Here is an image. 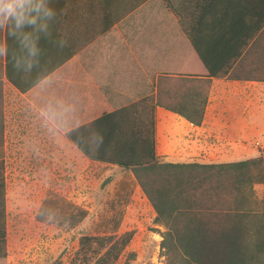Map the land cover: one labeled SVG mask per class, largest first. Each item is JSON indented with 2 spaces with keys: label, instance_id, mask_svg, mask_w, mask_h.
<instances>
[{
  "label": "crops",
  "instance_id": "1",
  "mask_svg": "<svg viewBox=\"0 0 264 264\" xmlns=\"http://www.w3.org/2000/svg\"><path fill=\"white\" fill-rule=\"evenodd\" d=\"M132 3L133 0L119 3L116 9L129 8ZM174 4L188 17L197 14L196 36L201 50L210 58L221 59L222 64L234 59L240 45L247 43V36L259 28L228 71L233 77L210 78L199 125H192L171 112L187 131L171 138L172 142L164 147V160L230 163L234 162V154L242 160L258 156L264 149V141L258 142L262 130L252 116L261 101L264 81L244 80L241 74L253 72V65L248 64L252 56L247 52L251 48L261 50L264 0H175ZM44 6L53 13L55 25L67 27L64 34L61 28L56 35L44 34L43 30L31 32L38 49L36 57H30L16 38L9 37L11 57L17 59L18 71L23 73L30 67L37 73L48 70L25 92H20L5 77V29L0 34L4 49L0 53V160L3 162L9 153L33 154L41 147L53 148L66 138V131L89 123L104 112L155 94L158 76L207 77L205 67L164 0L138 4L56 67L53 65L59 56L77 48L91 25L100 26L105 21L93 0H69L61 20L57 18L59 0H44ZM64 41L70 45H64ZM162 110L165 109L155 108L156 140V121ZM170 153L175 155L171 157ZM249 153L253 156L245 158L252 155Z\"/></svg>",
  "mask_w": 264,
  "mask_h": 264
},
{
  "label": "trees",
  "instance_id": "2",
  "mask_svg": "<svg viewBox=\"0 0 264 264\" xmlns=\"http://www.w3.org/2000/svg\"><path fill=\"white\" fill-rule=\"evenodd\" d=\"M68 1L59 0L60 20ZM93 1L105 23L91 25L78 47L64 52L53 67L68 60L80 46L106 32L145 0H133L129 8L119 10L116 9L119 3L131 0ZM164 2L177 18L207 77L158 76L155 94L104 112L93 121L66 131L65 136L84 157L132 172L155 212V221L166 228L159 243L164 264H264V149L256 157L230 163L169 162L156 155L155 138L156 107L178 114L192 125L201 123L210 78L233 77L228 71L259 27L247 36V43L240 45L234 59L222 64L221 59L210 58L201 50L196 36L197 14L188 17L175 6V0ZM50 20L44 34L56 35L60 28L64 34L67 27L55 25L52 17ZM4 36L5 77L20 92H25L48 70L37 73L30 67L29 72L18 71L17 59L11 57L7 26ZM260 37H264V32ZM63 44L67 46L70 42ZM259 45L261 50L251 48L247 52L252 56L248 64L253 65V72L241 74L244 80L264 81V40ZM256 186L261 188L259 196ZM80 220L72 216V226ZM116 230L111 229L107 235H80L72 264H113L132 237L131 232L116 236ZM5 233L4 162L0 160V264H7Z\"/></svg>",
  "mask_w": 264,
  "mask_h": 264
},
{
  "label": "rangeland",
  "instance_id": "3",
  "mask_svg": "<svg viewBox=\"0 0 264 264\" xmlns=\"http://www.w3.org/2000/svg\"><path fill=\"white\" fill-rule=\"evenodd\" d=\"M260 100L252 116L262 130L258 142L264 141V88ZM156 124L157 156L164 160V147L187 130L167 110ZM4 162L7 264H72L80 235L111 229L116 236L132 233L113 264H164L159 243L166 228L131 171L84 157L67 138L33 154L9 153ZM255 189L259 196L260 186ZM72 216L82 220L72 226Z\"/></svg>",
  "mask_w": 264,
  "mask_h": 264
},
{
  "label": "clouds",
  "instance_id": "4",
  "mask_svg": "<svg viewBox=\"0 0 264 264\" xmlns=\"http://www.w3.org/2000/svg\"><path fill=\"white\" fill-rule=\"evenodd\" d=\"M52 15L44 6V0H0V30L7 26V35L16 38L30 57L38 55L31 32L45 30L43 21ZM3 51L0 45V53Z\"/></svg>",
  "mask_w": 264,
  "mask_h": 264
}]
</instances>
